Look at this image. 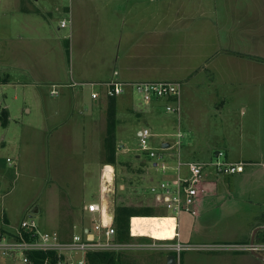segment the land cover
<instances>
[{
    "label": "crops",
    "instance_id": "0c3cea01",
    "mask_svg": "<svg viewBox=\"0 0 264 264\" xmlns=\"http://www.w3.org/2000/svg\"><path fill=\"white\" fill-rule=\"evenodd\" d=\"M36 3L37 1L31 3L22 0L16 4L13 24L16 32L13 42H16L14 45L12 43L9 53L1 51L0 73L4 74L2 70L12 67V87L19 93L15 100L20 99V93L23 94L22 100L25 104L28 103L25 106L28 114L32 113L30 99L29 102L27 99L29 94H32V99L43 97L47 100L48 97L40 86L57 85L59 95L54 98L56 101L51 111L59 121L51 123L47 117L44 124H49L42 129L49 136L26 139L20 144L21 150L13 152V157H109L105 144L110 100L105 97L106 89L100 86L103 83L184 82L181 112L184 113V118L190 120L188 126H191L192 121L197 125L201 122L200 117L197 118L199 111L188 104L189 96L194 94L193 82L203 81L198 76L207 77L213 89L212 97L215 95L217 98L221 97L216 92L221 91L224 88L222 85L227 83L250 80L264 84V0H74L69 5L67 1L50 0L45 1L42 6L43 12L48 16L45 18L46 21L48 19L46 27L40 25L36 17L32 18L34 10L35 13L37 11ZM43 12L38 10V14L43 15ZM66 15L70 16L71 21V41L67 35L63 36L62 30L65 28H61L59 24ZM56 20L58 28L53 26ZM231 37L239 38L240 44L233 42ZM224 38L228 40L224 41ZM63 41L68 42L69 52H73L76 64L81 63V66H75L71 70L67 67L69 60L65 56ZM38 47L40 51L37 53ZM42 47L44 52L49 49L53 53L42 56ZM221 51L224 53L221 54ZM7 76L10 86V77ZM71 82L91 83L98 88L91 92V95L99 93L100 97L92 99L98 110L93 112L94 116L89 124L75 122L80 120L77 111L83 109L84 93L82 89L69 87ZM50 91L51 89L49 94ZM35 93L36 96L33 97ZM262 95L264 96V92ZM258 96L254 90L248 91L246 95L254 100ZM118 99L116 131L121 118L122 124L127 120L125 110L142 112L141 109H131L134 104L129 99ZM165 105L161 101L148 106L160 107L166 112ZM44 109L49 113L46 105ZM4 111L9 113L6 109L1 111L2 123ZM166 121L171 120L168 117ZM85 130L91 131L89 135L96 131L95 137L80 136ZM166 144L170 148L171 144L167 141L161 147ZM2 145L4 147L5 143ZM116 157H121V154H116ZM170 158L165 157L164 160L172 168L174 164L169 161ZM226 159V162L244 164L243 171L226 175L217 172L214 167H209L212 171L204 170L195 204L196 215L188 213L191 216H185L189 217L185 221L188 223L186 235L181 231L182 217L177 216L176 232L180 242L212 240L213 237L209 236L212 231L211 220L207 214V211L213 210L209 204L210 196L223 199L225 203L221 205L232 211V214L240 212L242 215L235 217L243 218V222L235 227L236 235H232L229 229L231 226H227L224 229L225 235L214 237V240L247 243L251 242L256 233L254 242H264V212H256L264 211V157ZM145 161L148 164L151 161L147 155ZM155 162H152L153 167ZM149 174L147 170L146 176L150 177ZM183 174L187 173L184 171ZM220 175L228 176L222 181L225 192H219ZM173 176L175 173L170 170V174H166L161 181L172 179ZM152 182V185L156 184L154 180ZM100 194L102 195L101 188ZM242 200H245L244 204L240 203ZM154 201L153 209H159L162 205L155 197ZM100 202L101 196L98 203ZM87 206L83 205L85 212ZM4 220V212L0 211V229L14 227L7 217V223ZM206 230L207 234H201ZM166 255L167 257L160 256V260L164 259L165 264H168L169 254ZM218 255V260L222 258L221 261H225L223 264H233L230 262L232 257ZM189 257L191 261H196L198 256ZM209 257L217 260L214 255ZM176 259L179 264L180 259L177 256ZM237 259L235 264H264L256 255L251 254H239ZM0 264L20 263L17 259L0 256Z\"/></svg>",
    "mask_w": 264,
    "mask_h": 264
},
{
    "label": "rangeland",
    "instance_id": "374dc122",
    "mask_svg": "<svg viewBox=\"0 0 264 264\" xmlns=\"http://www.w3.org/2000/svg\"><path fill=\"white\" fill-rule=\"evenodd\" d=\"M19 1L22 0H0V54L4 50L6 54L9 53L12 43L14 45L16 42H13L16 37L13 24L15 6ZM24 1L31 3L37 1V11L35 13L34 10L32 18L36 17L40 25L46 27L48 19L46 21L45 18L48 16L43 12L42 6L45 1L50 0ZM38 10L44 14H38ZM63 19L69 20L70 16L66 15ZM53 24L54 27L58 28L57 20ZM62 32L63 36L67 35L69 40L73 36L70 25ZM55 34L57 35L56 32ZM231 38L233 42L240 44L239 38ZM227 40L228 38H224V41ZM67 43L63 41V48L66 53L65 56L69 60L66 65L71 70L73 67L75 69V66H81V63L76 64L73 52H69ZM43 50L42 47L41 51L44 52ZM36 51L38 53L40 48L38 47ZM47 53L50 55L53 51L48 49L42 53V56L47 55ZM223 53L221 51V54ZM73 63L74 65L71 66L70 64ZM2 71L10 77V86L0 84V116L4 109L9 112L8 125H3L0 117V211L4 212V222L7 223V217L11 226H17L23 220L32 218L37 223L39 230L43 232H56L62 238L71 237L80 232L83 225H90L91 215L85 212L83 205L99 204L100 188L103 189V182L106 179L105 167L108 165V158L13 157V152H19L21 150L20 144L26 139L49 136L45 135L42 129L49 124L48 122L44 124L47 117L51 123H56L59 120L53 116L51 111L53 110L52 105L56 101L55 97L49 94L51 89L49 87L53 85L44 84V86H40V88L43 87L42 89L48 97L47 100L43 97L32 99V94H29L27 99L28 102L30 99L29 107H31L32 113L28 114L25 108L28 103L25 104V101L22 100L23 94L20 93V99L15 100L16 94L19 93L14 91L12 87V67ZM198 78L203 81L195 80L193 82L194 96H189L188 104L189 107L192 106L199 111L200 114L197 115V118L200 117L201 120L199 125L192 121L191 126H188L190 120L187 117L184 118L183 112H181L179 120L178 116L167 114L160 107L146 106L136 94L124 95L118 99H129L134 104L131 109H141L142 112H126L125 110L124 116L127 120L122 124L123 118H121L119 127L115 131L117 154H121V157H117L116 164L113 165L115 177L112 189L114 190L116 206L132 205L137 208H155L150 186L153 184L152 180L157 183L163 180L166 174H163L161 166L158 169L153 167L152 162L154 160L150 161L149 164L145 161L146 154L141 150L138 136V131L145 128L158 135L151 139V147L157 150L164 141L173 145L176 140L174 135L178 130L181 131L183 138L180 148L175 147V149H168L169 151L162 153L165 157H171L169 161L174 166H176L178 153L182 161L192 160L203 163H216L218 160L222 162L227 160L226 157L229 160H236V157H264V96H261V93L264 92V84L250 80L227 83V85H222L224 88L221 91L216 92L221 97L217 98L215 95L212 97L213 89L210 82L207 81V77L198 76ZM181 83L185 84L184 82ZM74 84L81 83L71 82L68 86L75 87L77 90L82 89L84 93L83 109L77 111L80 120L75 122L89 124L92 122L93 112L98 110L91 98V92L95 90L96 86H73ZM252 90L259 95L255 100L246 97L247 92ZM35 96L36 93L33 97ZM221 103H223L222 106H220ZM45 105L49 109V113L45 112ZM168 117L171 121H166ZM32 127L38 130H34ZM90 132V130L82 131L80 136L94 138L96 131L89 135ZM3 143H5L4 147ZM218 153H222L223 156L217 157ZM166 164L171 166L169 163ZM146 166L150 172V177L146 176ZM209 167L206 168V171H212ZM169 174L170 171L167 172V175ZM108 176L111 179V174ZM227 178L228 176H219V192H225L222 181ZM209 200L213 209L207 211L212 226L209 236L213 237V241L210 239L201 242L206 244L243 243L214 240V237L225 235L224 229L227 226H231L229 227L231 234L236 235L235 227L243 222V218L235 217V215L241 216L240 212L232 214V211L221 205L225 203L223 199L210 196ZM240 203L244 204L245 200ZM35 209L38 210V213L32 215L31 211H35ZM154 210L155 214L176 215L162 206ZM256 212L264 211L258 210ZM176 216L182 217L181 231L186 235L188 223L185 221L189 217L185 218V216H191V214L181 213ZM207 233L206 230L201 234ZM189 242L203 244L199 241ZM218 254L232 257L230 262L235 264L239 254L250 253L189 250L178 254L177 258L180 259L179 264H223L225 261H221L222 258L218 260V256H220ZM192 255L198 256L196 261L190 260L189 256ZM209 255H214L217 260L210 258ZM160 256L167 257L165 253L161 254L154 251L128 253L122 256L123 259L120 264H165L164 259L160 260ZM223 259L225 260L224 256ZM17 261L22 264L19 256Z\"/></svg>",
    "mask_w": 264,
    "mask_h": 264
},
{
    "label": "built area",
    "instance_id": "2783aa9c",
    "mask_svg": "<svg viewBox=\"0 0 264 264\" xmlns=\"http://www.w3.org/2000/svg\"><path fill=\"white\" fill-rule=\"evenodd\" d=\"M67 1L71 4L74 0ZM70 20H63L60 23L61 28H67ZM95 85L91 83L74 84L73 86ZM105 90V97L108 100L118 99L124 95H138L142 102L148 106L155 102H165L167 113L181 116V94L182 83L174 81H155V82H108L100 84ZM50 95L57 97L59 95L58 87L54 85L51 88ZM93 100H97L100 94L97 92L91 95ZM155 134L150 129H142L139 133V143L141 150L146 153L152 161H156L155 167L161 166L163 174L172 170L175 173L172 179H165L151 186L150 192L162 207L180 215L181 213H191L196 215V200L199 195V188L204 177V170L207 167H214L219 173L232 175L240 173L244 169L242 163H230L226 161H217L216 163L203 162H183L178 153L176 166L170 167L164 160L165 151L168 149H178L181 146L183 135L180 130L174 135L175 143L170 148L160 147L158 150L151 147V139ZM223 156L218 153L217 157ZM161 163V164H160ZM187 174L184 175L183 172ZM114 172L111 165L105 167L106 179L103 182L111 185V179L108 176ZM115 177V174H114ZM91 215L90 225L82 226L79 233L71 237L62 238L56 232H43L35 220H23L19 225L0 229V256L4 258L21 259L22 264H35L32 256L37 254H46L55 256L57 259L54 264H86L88 255L98 253L128 254L134 252L154 251L161 254L180 255L189 250L193 251H223V252H248L252 255L264 256V242H247L240 244H192L179 241V234L176 232L173 239L157 240L147 236H136L133 234L131 226L129 228L128 241H121L118 237V231L114 222L105 217L100 204L92 203L86 208ZM176 215H171L177 219ZM177 228V227H176ZM148 238V240L140 239ZM51 256L47 257L43 264H52Z\"/></svg>",
    "mask_w": 264,
    "mask_h": 264
},
{
    "label": "trees",
    "instance_id": "16d2710c",
    "mask_svg": "<svg viewBox=\"0 0 264 264\" xmlns=\"http://www.w3.org/2000/svg\"><path fill=\"white\" fill-rule=\"evenodd\" d=\"M9 78L7 75L0 73V84H8ZM116 116H117V100L111 99L108 104V128H107V137H106V150L109 155L107 157L108 164H116V154H117V144H116ZM3 124H8V114L7 112L2 113ZM154 209L150 207L137 208L136 206L130 205H119L116 206V218L114 224L118 231V237L121 241H128L131 239L129 237V228L130 220L133 217H153ZM148 240V238H140ZM124 254H111V253H98L88 255L86 264H120L122 261V256ZM51 256V255H49ZM46 254H37L33 255L32 258L35 261V264H43L44 260L49 257ZM51 263L54 264L56 261L55 256H51Z\"/></svg>",
    "mask_w": 264,
    "mask_h": 264
},
{
    "label": "bare ground",
    "instance_id": "6f19581e",
    "mask_svg": "<svg viewBox=\"0 0 264 264\" xmlns=\"http://www.w3.org/2000/svg\"><path fill=\"white\" fill-rule=\"evenodd\" d=\"M131 229L136 236L157 240L173 239L176 233V218L173 216L134 217Z\"/></svg>",
    "mask_w": 264,
    "mask_h": 264
},
{
    "label": "water",
    "instance_id": "95a60500",
    "mask_svg": "<svg viewBox=\"0 0 264 264\" xmlns=\"http://www.w3.org/2000/svg\"><path fill=\"white\" fill-rule=\"evenodd\" d=\"M163 148H169V145L168 144L163 145ZM110 174H111V185L105 184L104 186L105 188L101 195V206L104 216L108 217L111 222H114L116 218V202L114 198V190L112 189L114 174L113 172H111ZM36 213H38L37 209H35V211H31L32 215H35ZM255 234L256 233H254V237L252 238L251 242H254ZM256 257L264 263V256L256 255ZM176 262L177 259L175 255L168 256V264H177Z\"/></svg>",
    "mask_w": 264,
    "mask_h": 264
}]
</instances>
